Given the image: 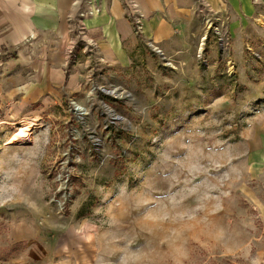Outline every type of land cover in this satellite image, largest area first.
Listing matches in <instances>:
<instances>
[{
  "label": "rangeland",
  "instance_id": "1",
  "mask_svg": "<svg viewBox=\"0 0 264 264\" xmlns=\"http://www.w3.org/2000/svg\"><path fill=\"white\" fill-rule=\"evenodd\" d=\"M251 4L243 22L212 13L176 55L143 43L124 68L77 39L69 63L101 64L80 93L0 104V264L57 243L78 264H264V0Z\"/></svg>",
  "mask_w": 264,
  "mask_h": 264
},
{
  "label": "crops",
  "instance_id": "2",
  "mask_svg": "<svg viewBox=\"0 0 264 264\" xmlns=\"http://www.w3.org/2000/svg\"><path fill=\"white\" fill-rule=\"evenodd\" d=\"M132 5L140 16L139 34L127 15ZM251 5V0H0V104L15 110L49 108L80 93L101 64L87 71L69 63V48L77 39L103 70L124 68L143 43L163 56L176 55L189 44L190 30L212 13H235L243 22L239 15ZM88 11L93 15L81 20L79 14ZM79 26L84 33L77 35ZM57 244L53 256L31 248L23 260L9 264H78L71 248ZM61 251L69 257L58 258Z\"/></svg>",
  "mask_w": 264,
  "mask_h": 264
},
{
  "label": "built area",
  "instance_id": "3",
  "mask_svg": "<svg viewBox=\"0 0 264 264\" xmlns=\"http://www.w3.org/2000/svg\"><path fill=\"white\" fill-rule=\"evenodd\" d=\"M93 11H88V12H82L79 14V18L82 20L83 18L87 17V16H91L93 15ZM95 13H97V10L95 11ZM128 17L131 20V23L133 24V27L136 28L135 32H138L141 30V25H140V16H138L137 11L135 10L134 5L131 6V9L128 10L127 12ZM79 34L84 33V29L83 26H79ZM73 105H75L74 103H72Z\"/></svg>",
  "mask_w": 264,
  "mask_h": 264
},
{
  "label": "bare ground",
  "instance_id": "4",
  "mask_svg": "<svg viewBox=\"0 0 264 264\" xmlns=\"http://www.w3.org/2000/svg\"><path fill=\"white\" fill-rule=\"evenodd\" d=\"M112 93V92H111ZM30 122V121H29ZM32 122H34V121H32ZM26 125V124H25ZM29 125V124H28ZM20 126V125H19ZM27 126V125H26ZM35 126V125H34ZM25 127V126H24ZM29 127V126H28ZM33 127V126H32ZM29 129H27V128H25V129H18L17 128V130L15 131V133H13L11 136V142H13V141H17L18 139H20V138H22V137H24L26 134H23V133H21V132H26L27 133V131H28ZM27 138V137H26ZM22 140V139H21ZM10 141V140H9ZM17 143V142H16Z\"/></svg>",
  "mask_w": 264,
  "mask_h": 264
},
{
  "label": "water",
  "instance_id": "5",
  "mask_svg": "<svg viewBox=\"0 0 264 264\" xmlns=\"http://www.w3.org/2000/svg\"><path fill=\"white\" fill-rule=\"evenodd\" d=\"M158 53H160V52H158Z\"/></svg>",
  "mask_w": 264,
  "mask_h": 264
}]
</instances>
